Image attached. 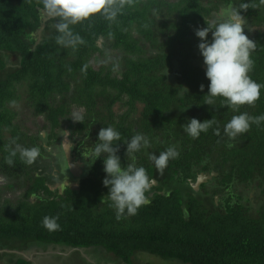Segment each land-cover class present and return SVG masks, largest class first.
<instances>
[{
	"label": "trees",
	"instance_id": "obj_1",
	"mask_svg": "<svg viewBox=\"0 0 264 264\" xmlns=\"http://www.w3.org/2000/svg\"><path fill=\"white\" fill-rule=\"evenodd\" d=\"M241 2L250 5L241 14L245 33L256 43L249 75L264 84L262 0H131L115 21L97 14L73 26L84 41L76 50L57 45L54 21L42 19L38 0H0V264H34L24 257L31 252L40 264L64 260L61 255L68 253L93 264V250L106 251L103 259L116 257L120 264H132L139 253L179 264H264V122L234 141L224 134L234 115H264V89L254 105L238 111L221 98L214 106L204 104L210 81L195 35L222 7ZM153 9L161 13L157 21ZM106 51L111 56L105 62ZM180 86L189 90L182 99L176 95ZM118 104L124 111L116 112ZM23 109L33 120L47 118L53 129L82 111L84 123L77 122L74 130L81 139L73 152L83 165L91 163L83 151L97 142L103 127L121 133L117 154L125 166L133 161L124 140L137 132L148 136L152 146L137 153L135 163L155 181L150 203L117 219L102 183L103 161L94 163L95 177L89 174L79 183L64 181L69 173L39 175L36 162L26 165L19 157L9 166L6 149L14 138L24 147H39L48 163L54 160V150L41 147L37 131L28 134L31 128L15 122ZM190 118L213 123L192 139L181 127ZM55 141L52 134L48 147ZM172 145L180 155L160 175L148 153L159 155ZM199 174L208 176L194 189ZM63 183L77 187L62 190ZM12 189L22 191L17 202L9 195ZM45 217H58L60 230L44 228ZM56 250L62 254L52 255Z\"/></svg>",
	"mask_w": 264,
	"mask_h": 264
},
{
	"label": "clouds",
	"instance_id": "obj_2",
	"mask_svg": "<svg viewBox=\"0 0 264 264\" xmlns=\"http://www.w3.org/2000/svg\"><path fill=\"white\" fill-rule=\"evenodd\" d=\"M130 2L131 0H38V3L42 4L40 10L42 19L54 21L53 27L57 33V45L73 50L84 43L82 37L73 31V26L89 20L97 14L108 21H115L129 6ZM249 6L247 2H241L239 6L229 3L227 6L222 7L211 23H207V27L195 30V35L200 41L198 49L206 66L205 75L210 81L208 92L203 96L205 98L204 104L214 106L216 99L221 98L224 106L238 111L240 106L254 105L261 97L264 84L257 83L249 75L254 67L252 53L255 50L256 43L249 39L245 33L247 20L241 14L242 11H247ZM152 15L157 21L161 13L158 9H153ZM210 32L212 34L211 40L208 39ZM167 72L166 67L164 76ZM203 89L204 86L201 85V91ZM188 91L186 87L180 86L176 95L182 99ZM70 118L72 119L70 121L67 117L62 118L60 124L62 127L59 126V128L54 129L47 118H36L41 122L36 127V131L39 139L43 141L42 148L47 150L48 153L54 150L52 154L60 163H63V158L68 153L69 162L65 158L63 165L68 163L73 166V169H71L67 164L68 173L75 178L79 176V181L87 178L91 174V167L94 166L95 161L103 157L106 176L102 183L109 189L107 197L116 211L117 219L125 215H136L141 207L150 203L147 194L155 183L148 175L145 167L137 166L135 163L136 154L146 152L152 146L151 139L145 134L137 132L130 140H124L127 146L126 156L133 161L125 166L121 162V157L117 154L119 152L118 142L122 141L121 133L112 126L103 127L98 133L97 142L87 152L83 151L85 159L91 160L88 168L74 158V152L71 153L76 147L74 142L81 139L75 138L74 129L77 122L84 123L85 116L82 111H73ZM67 121L71 122L72 126L74 125L72 142L67 139L70 135L66 131L68 126L65 123ZM262 122H264V115L251 117L246 112L240 113L234 115L226 123L224 134L229 141H234L238 136L248 133L252 124L259 126ZM212 123V119L201 122L197 118H190L181 127L189 137L197 139L201 133L208 131ZM52 134H54L56 140L55 147H48L47 142ZM232 146L231 143L228 144V147ZM6 151L8 155L5 157V163L9 166L14 165L17 157L24 164L32 165L41 156L39 147H24L17 143L15 138ZM179 155L176 146L172 145L160 152L159 155L148 153V158L162 174L168 167L169 161L178 158ZM79 181H76V183H79ZM73 185V189H75L77 184ZM193 188L198 189L199 186ZM58 219V217H45L42 222L43 227L49 231L60 230L61 226ZM27 254L30 255V253ZM27 254L24 257L29 260Z\"/></svg>",
	"mask_w": 264,
	"mask_h": 264
},
{
	"label": "rangeland",
	"instance_id": "obj_3",
	"mask_svg": "<svg viewBox=\"0 0 264 264\" xmlns=\"http://www.w3.org/2000/svg\"><path fill=\"white\" fill-rule=\"evenodd\" d=\"M41 36H42V30L40 29V31L38 32V34L35 37V38H37V40L35 41L36 43H39L40 42V40H41L40 37ZM30 40H32V39L30 38ZM110 56H111V53L108 52V51H106L105 57H104V61L106 62ZM8 59H9V62L11 61V64L15 65V58L14 57H10L9 56ZM9 69H11V67H9ZM121 107H122V104H118L115 107V110H116L117 113H120V112L124 111L123 107L122 108ZM139 108H141V107H139ZM137 117H138V112L134 116V118L137 119ZM33 119H34V117L28 111H26L25 109H23L22 111H19L18 110V113H17V117H16L15 122L17 124L21 125L23 127V129L28 130V129L31 128L33 130L32 132H34L35 129H36L35 124H36V126H38L39 124H41V122L39 121V119H35V120H33ZM61 127H62V125L60 126V128ZM66 131H68V130H66ZM70 135L67 137V139H69L72 142V136H70ZM75 138L77 139V136H75ZM72 152L73 151H71V153ZM101 161H103V158L98 159L95 162V164L96 165L97 164H102V163H100ZM85 166L89 168V166L87 164H85ZM34 168H35V170L37 171V173L39 175L44 174V171H43V169L40 166H36L35 165ZM97 169L98 168L95 169L94 167H91V175H92V177H95V175H96V173L98 171ZM94 171H95V173H94ZM160 175H165V171H163L162 174L160 173ZM61 187H62V185H61ZM1 194H2V196H4L5 191L4 192L1 191ZM14 195L15 196H13V195L12 196L15 199L14 200L15 202H17L18 200H20V196H19L20 194H16V192H14ZM253 199H254V193H253V196H252V200ZM258 205H259V203H257V202L254 203L253 208L254 209H257L258 208ZM55 253L62 254L59 250H56L54 253L52 252L51 254L54 255ZM106 253L107 252L106 251H103V250H101L99 252L93 250L92 253H91V258H93L94 260L93 261L90 260V262H92L93 264H104V263H106V264H120V263H116V262H118V259L116 257L115 258L110 257V259H107V258L106 259H103L104 256L107 255ZM33 254H34V252H31L30 255L27 254L28 259L30 261H33L34 264H40L38 261L34 260V256L35 255H33ZM69 255H70L69 253L68 254L61 255L63 257H66V258H64V260L61 259V258L55 257V260L53 261L52 264H89V263H84V261L80 257H78L76 255H75L76 256V259H74V257L69 256ZM135 263H139V264H179L178 262H175V261H169V262L167 261L166 262V261H164V260H162V259H160V258H158L156 256H152V255H149L147 253H143V254L139 253V254H137L134 257V260L132 261V264H135Z\"/></svg>",
	"mask_w": 264,
	"mask_h": 264
},
{
	"label": "flooded vegetation",
	"instance_id": "obj_4",
	"mask_svg": "<svg viewBox=\"0 0 264 264\" xmlns=\"http://www.w3.org/2000/svg\"><path fill=\"white\" fill-rule=\"evenodd\" d=\"M66 126H68L67 127V130H68V132H70V136H72V130H73V126H72V124H71V122H69V121H67L66 123ZM75 130V129H74ZM36 132V129H35V131L34 132H29L28 134H30V133H32V135H34V133ZM58 143V142H57ZM43 146V145H42ZM41 146V147H42ZM55 147V146H54ZM43 155V154H42ZM41 155V156H42ZM54 158V157H53ZM55 160H51L49 163H48V160H47V158H43V157H40L37 161H36V165L37 166H40L42 169H43V171H44V173L46 174V173H48V172H52L53 173V175H52V178L55 176H59V174L61 173V174H65V173H68L69 172V170H68V163H66L64 166H62L63 164L62 163H60V161L57 159V158H54ZM79 161H81L80 159H78ZM200 175H202V179H203V181H204V179L208 176V175H204L203 176V174H199L198 176H197V178L200 176ZM60 177V176H59ZM201 177V176H200ZM197 178H196V180H197ZM63 180L64 181H67V180H69V181H73V183H75L76 181H79V176H76V178L75 177H73L72 175L70 176V177H68V179H64L63 178ZM196 180H195V182L193 183V185H192V187H194L195 186V184H196ZM53 181V180H52ZM4 183H6V182H4ZM73 183H72V185L71 184H61L62 185V187H61V189L62 190H64L67 186L68 187H70L71 188V190H73V187H74V185H73ZM15 190V191H14ZM13 191V192H12ZM12 191H10L9 192V195L11 196V197H13V196H15L14 195V192H16V194H20L19 196H21V194H22V191L21 190H17V189H12ZM199 192V194L201 195V196H203L204 198H206V195L203 193V190H199L198 191ZM155 191L153 190V188H151V190H150V192L147 194L148 195V198H152V197H154V195H155ZM13 195V196H12ZM14 199V198H13ZM12 199V200H13ZM13 202H14V200H13ZM52 253V252H51ZM54 253V252H53ZM55 254H57V253H55ZM33 255H35V253L33 254Z\"/></svg>",
	"mask_w": 264,
	"mask_h": 264
},
{
	"label": "water",
	"instance_id": "obj_5",
	"mask_svg": "<svg viewBox=\"0 0 264 264\" xmlns=\"http://www.w3.org/2000/svg\"><path fill=\"white\" fill-rule=\"evenodd\" d=\"M65 158H66V160L69 162L68 153L66 154V157H65ZM68 165H69V164H68ZM69 166H70V165H69ZM70 168L73 169V166H70ZM205 179H206V178H205ZM205 179H204V180H205ZM202 182H203L202 176H201V177L199 176V177L197 178V180H196V184H195L194 187H195V188L198 187Z\"/></svg>",
	"mask_w": 264,
	"mask_h": 264
}]
</instances>
